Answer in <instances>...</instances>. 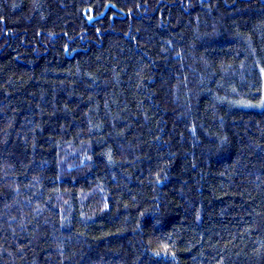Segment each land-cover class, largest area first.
I'll return each mask as SVG.
<instances>
[{
	"label": "trees",
	"instance_id": "16d2710c",
	"mask_svg": "<svg viewBox=\"0 0 264 264\" xmlns=\"http://www.w3.org/2000/svg\"><path fill=\"white\" fill-rule=\"evenodd\" d=\"M263 74L264 0H0V264H264Z\"/></svg>",
	"mask_w": 264,
	"mask_h": 264
},
{
	"label": "rangeland",
	"instance_id": "374dc122",
	"mask_svg": "<svg viewBox=\"0 0 264 264\" xmlns=\"http://www.w3.org/2000/svg\"><path fill=\"white\" fill-rule=\"evenodd\" d=\"M263 83H264V74H263ZM263 91H264V87H263ZM252 105V104H250ZM264 105V98L262 97V100L259 102V104L257 105L258 107H261Z\"/></svg>",
	"mask_w": 264,
	"mask_h": 264
}]
</instances>
